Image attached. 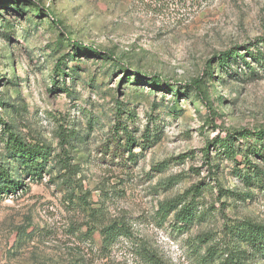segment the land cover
<instances>
[{"label": "rangeland", "instance_id": "374dc122", "mask_svg": "<svg viewBox=\"0 0 264 264\" xmlns=\"http://www.w3.org/2000/svg\"><path fill=\"white\" fill-rule=\"evenodd\" d=\"M161 2L0 0V160L20 182L0 195V264H203L226 227L264 224L242 156L211 144L230 134L264 156V141L235 137L264 131V69L217 65L263 46L264 0ZM118 121L155 142L122 153ZM5 126L46 148L40 178L10 158ZM181 196L197 205L184 226L180 206L161 210Z\"/></svg>", "mask_w": 264, "mask_h": 264}, {"label": "trees", "instance_id": "16d2710c", "mask_svg": "<svg viewBox=\"0 0 264 264\" xmlns=\"http://www.w3.org/2000/svg\"><path fill=\"white\" fill-rule=\"evenodd\" d=\"M157 4H162V0H155ZM168 1V0H165ZM172 1V0H170ZM179 1V0H177ZM259 44L263 46H255L253 51L247 50L244 54H238L237 51H229L228 53L222 54L219 58L217 65L218 68L226 72L229 70V66H237L238 62L245 65V69L248 71H253L255 68H251L246 64L245 59L248 57L251 60V63H254L257 67L264 69V39L259 40ZM153 88L157 86V83L153 82L151 84ZM195 91L200 95L202 90L196 85ZM201 98V97H200ZM204 100V97L201 98ZM205 101V100H204ZM0 105L2 103L0 102ZM0 124L4 123L0 120ZM5 135L6 139L4 145L6 151L9 153L10 158L19 164V168L22 169L20 172L24 173L29 177L40 178L41 172L46 164L48 153L46 148L42 145L35 144L29 145L22 140L20 136L10 131V127L5 126ZM113 137L118 143L117 147L122 153H127L131 156L132 149L141 148L146 149L151 147L155 142V139L152 138L150 131H146L147 134L142 135L139 139H135L132 134L128 131V128L125 124L120 121L114 127ZM237 138L249 140V138L254 137L256 141H264V131H253L246 132V130H241L236 132ZM230 134H227L225 138H216L211 144L214 147H218L223 157L230 159L234 163L237 160V156L241 155L243 161H245L246 168L244 172L239 174L241 183L247 189L248 194H244V198H252V195L249 194L251 189L259 188L261 192H264V172L261 171L260 167L255 163H252L250 156L257 158H264L261 155V152L258 148H255L254 144H249L247 142L246 148L242 149L241 146L236 147L235 142L232 139ZM262 150V149H261ZM207 156V154H205ZM163 166V165H162ZM161 166H155V168H160ZM5 164L0 160V195H5L15 192L20 186L18 177L13 176ZM188 191L183 194L187 195ZM183 196L179 197L174 205L167 204L166 207H162L161 210L171 211L180 206V209L177 210L174 214V220L178 223H181L182 226L190 224L196 214V203L191 200L187 203L183 202ZM168 208V209H167ZM121 230H115L110 228L105 231L104 238L108 241H114L117 236L122 235ZM225 239L227 238L226 243H219L218 248L213 247L208 249L203 264H213V257L219 255L221 261L217 264H262L264 262V224H259L250 220H243L237 223L232 224L229 227L225 228L224 231ZM224 242L223 240H219ZM213 249V250H212ZM147 261L151 264H159V260L153 256L148 255ZM209 258V259H208ZM209 260V261H208ZM212 261V262H211Z\"/></svg>", "mask_w": 264, "mask_h": 264}]
</instances>
